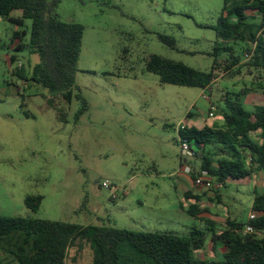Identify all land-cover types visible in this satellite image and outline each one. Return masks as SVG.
Returning a JSON list of instances; mask_svg holds the SVG:
<instances>
[{
  "label": "rangeland",
  "instance_id": "rangeland-1",
  "mask_svg": "<svg viewBox=\"0 0 264 264\" xmlns=\"http://www.w3.org/2000/svg\"><path fill=\"white\" fill-rule=\"evenodd\" d=\"M226 4V0H62L61 19L86 27L79 88L71 103L38 83L26 85L18 68L30 78L40 58L28 49L18 50L29 43L30 35L14 39L16 31L30 33L32 21L18 27L0 17V216L182 237L196 228L205 230L207 219L216 223L218 232L228 227V219L247 222L257 192L249 179L229 181L223 188L213 179L212 189L199 191L204 221L189 214L198 200L185 196L196 185L181 159L179 127L222 124L219 108L228 93L250 89L245 104L264 103V78L245 67L241 74L220 73L205 91L163 85L147 70L154 54L210 70L214 58L209 53L222 44L216 29ZM160 35L175 39L176 48ZM237 48L240 51L241 46ZM80 91L89 109L78 120L83 108L77 98ZM213 106L216 118L211 116ZM193 146L197 155L188 164L200 169L203 152ZM259 173L254 181L260 186L258 193H264ZM105 181L119 188L117 199L102 186ZM39 195L44 201L34 212L26 198ZM207 233L212 239L213 232ZM224 250L214 249L209 241L197 255L219 260ZM70 258L92 264V244L76 246ZM123 259L121 264L150 262L128 244ZM0 264L19 263L0 245Z\"/></svg>",
  "mask_w": 264,
  "mask_h": 264
},
{
  "label": "trees",
  "instance_id": "trees-1",
  "mask_svg": "<svg viewBox=\"0 0 264 264\" xmlns=\"http://www.w3.org/2000/svg\"><path fill=\"white\" fill-rule=\"evenodd\" d=\"M231 2L229 7L228 3ZM62 0H0V17L18 27L32 21L30 33H15L14 42L22 35H30L29 43L18 50L28 49L38 55L40 62L33 67L30 78L24 68H18L26 85L38 83L51 93L62 95L71 103L75 98L79 62L86 27L76 22L63 21L58 14ZM226 7L219 18L217 44L209 55L214 58L210 70H200L182 61L154 54L147 62V70L158 75L163 85L171 84L209 90L217 82L220 73L241 74L245 67L250 73L264 78V0H226ZM253 11L254 14H249ZM161 40L176 48V40L160 35ZM238 46H241L240 51ZM247 58V61H243ZM16 57H12L15 62ZM244 65V66H243ZM264 95V86L261 87ZM250 89L228 93L221 101L220 114L224 123L199 128L187 124L180 137L195 143L203 152L201 171L210 178L227 185L229 181L242 183L257 171L264 173V105L249 108L244 97ZM83 108L79 120L88 109V102L77 95ZM51 105H56L50 99ZM212 112V111H211ZM62 117H65L62 114ZM193 114H190L191 119ZM180 144V141H179ZM198 174L193 173V179ZM188 199L198 200L188 212L203 220L200 197L188 193ZM44 196H28L26 205L39 212ZM253 212L257 219L250 221L255 233H244L247 222L228 219L224 229L218 232L212 220L207 228L198 229L190 236L182 237L160 232H136L113 226H83L79 224L44 219H25L0 216V245L10 252L19 264H73L71 251L86 242L93 247L92 264H121L124 245L149 263L139 264H264V193L256 192ZM208 231H212L209 239ZM209 241L214 249L225 248L219 260L200 258ZM78 255V253H77ZM76 255V256H77ZM130 258H128L129 260ZM84 264V263H83ZM138 264V263H136Z\"/></svg>",
  "mask_w": 264,
  "mask_h": 264
},
{
  "label": "built area",
  "instance_id": "built-area-1",
  "mask_svg": "<svg viewBox=\"0 0 264 264\" xmlns=\"http://www.w3.org/2000/svg\"><path fill=\"white\" fill-rule=\"evenodd\" d=\"M217 111V107L213 106L212 107V112L211 116L215 117ZM187 124L182 123L179 127V133L181 130H184L186 128ZM180 146H181V157L182 160L185 158V160L190 161L195 159L197 155V150L194 148L193 143H191L188 139L186 138H181L180 137ZM186 172L188 174L193 175V173H197V179H195V185L200 188H205L206 190H210L214 187V182L210 178V175L207 171H201L200 169L193 168L189 164L186 165ZM104 188L109 189L112 193V198L117 199L118 198V192L119 188L115 185H113L110 181H105L102 185ZM222 187V185H221ZM257 219V214L252 212L249 220L247 221V225L244 229V233H255L256 229L255 227L250 223V221L256 220Z\"/></svg>",
  "mask_w": 264,
  "mask_h": 264
},
{
  "label": "crops",
  "instance_id": "crops-1",
  "mask_svg": "<svg viewBox=\"0 0 264 264\" xmlns=\"http://www.w3.org/2000/svg\"><path fill=\"white\" fill-rule=\"evenodd\" d=\"M259 105H264V103H261V104H259ZM259 105H255V106L248 105V106L254 108V107L259 106ZM216 117H217V116L215 115V117H213V118H216ZM223 123H224V122H223ZM223 123H222V124H223ZM222 124H220V125H222ZM220 125H219V126H220ZM181 159H182V157H181ZM185 162H186V164H188L190 161L185 160ZM182 164H183V162H182ZM259 174H260V177H261L262 179H264V173H263V172H260ZM255 175H256V174H254L251 178H249V181H248V179H247V180H245L243 183H245V182H247V181H248V182H254V184H255V188H256V191L258 192L260 186L258 185L257 181H254ZM261 182H263V181H261ZM224 186H225V185H223L222 188H223ZM200 189H202V190H204V191L206 190L205 188H200V187H197V186H196V189L194 190V186H193L191 189H187V190H186V192H185V196L187 197L188 193H192L193 197H199V196H200V194H199ZM193 200H195V199L193 198ZM193 203H195V202H193ZM193 203H192V204H193ZM192 204H191V205H192ZM201 217H203V215H201Z\"/></svg>",
  "mask_w": 264,
  "mask_h": 264
}]
</instances>
